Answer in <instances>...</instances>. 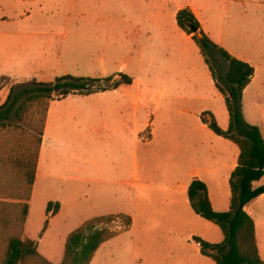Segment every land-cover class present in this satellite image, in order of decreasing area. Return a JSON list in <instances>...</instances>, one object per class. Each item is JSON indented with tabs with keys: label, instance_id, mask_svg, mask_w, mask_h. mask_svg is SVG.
Instances as JSON below:
<instances>
[{
	"label": "crops",
	"instance_id": "1",
	"mask_svg": "<svg viewBox=\"0 0 264 264\" xmlns=\"http://www.w3.org/2000/svg\"><path fill=\"white\" fill-rule=\"evenodd\" d=\"M135 3L137 5L129 6L120 0H96L90 14L96 23L91 27H77L72 41L66 39V34L63 40L58 39L57 25L6 23L8 15L5 10L13 7L4 8L5 5L0 4V49L7 47L18 51L14 67H3L14 84L32 79L50 82L45 79L67 74L101 79L112 77V82L125 74L132 80L105 91L72 94L50 102L24 232L25 236L37 241L38 251L54 264L62 263L71 231L93 217L124 213L132 216L131 227L105 241L90 262L123 264L108 259L106 263L102 259L113 254L117 249L114 242L123 234L136 230L148 234L154 229L156 214L152 209L143 208L140 224L138 216L130 212L131 191L141 189L143 194H148L149 188L160 191L158 205L164 208L159 213L168 218L164 227L167 233L162 237L182 252H188L190 244L191 253L197 257V261L192 258V264H216L212 258L202 254L200 243L194 237L211 243L222 242L224 234L217 224L208 226L218 236L222 234L219 240L211 241L199 232L186 230L180 233L179 230L185 228L189 221L204 218L195 211L188 195L194 179L206 183L215 210L230 209V176L238 165L240 149L235 142L217 135L202 120V113L210 111L219 125L227 129L230 122L227 105L225 122H220L211 108L196 110L189 105L195 98H203L192 95L202 93L208 85L213 86L220 100L225 101V97L192 34L178 24L177 13L181 8L190 7L203 30L216 43L254 66V76L244 90L243 100L250 91L251 104L259 105L260 109L254 125L260 127L264 136L262 64L252 55L237 53L226 47L223 40L212 36L192 2L174 8H167L163 0H136ZM136 14L140 22L136 21ZM121 15L122 19L126 15L128 21L121 28H116V16ZM116 46L128 47L129 53L116 55ZM97 51L99 54L96 55ZM9 91L10 88L6 87L7 95ZM179 100L186 103L180 104ZM163 106V118L156 119L155 115ZM82 130L88 137L95 135L100 141L109 142L116 151L99 153L94 146L78 150L75 136ZM205 136L216 140L217 145H208ZM131 139L143 144V157L140 158L134 150L132 167L129 160H124L125 150L131 148ZM196 143L201 145L197 152ZM222 144L228 149L220 147ZM123 166L127 169H121ZM104 169L106 171L102 172ZM221 170H224L225 183H229L224 193L220 192V186L212 176ZM160 174L168 177L163 180L158 176ZM263 183L264 176L254 184L259 186ZM41 193H50V196L42 199L35 209L37 196ZM83 195L90 197V201H80L78 198ZM51 201L59 202V209L48 217L47 207ZM100 203L111 207L116 205L117 208L100 212L97 211ZM263 203L264 193L249 202L245 210L255 220L259 252L264 259L258 229V226L263 227L258 211ZM117 247L125 249L122 245ZM168 250L161 249L157 259L162 263L178 264L174 249ZM146 258H134V264H142Z\"/></svg>",
	"mask_w": 264,
	"mask_h": 264
},
{
	"label": "trees",
	"instance_id": "2",
	"mask_svg": "<svg viewBox=\"0 0 264 264\" xmlns=\"http://www.w3.org/2000/svg\"><path fill=\"white\" fill-rule=\"evenodd\" d=\"M177 21L184 31L192 34L200 47L215 83L225 97L230 114L227 129L219 125L210 111L202 113V120L217 135L235 142L240 149L238 165L230 176L229 210L217 211L213 208L204 181L194 179L191 182L188 195L193 208L202 217L217 224L224 234V240L220 243H211L198 236L194 238L200 243L202 254L212 258L216 264H264L259 252L255 220L245 210L249 202L264 193V183L259 186L254 184L264 176V136L259 126L246 119L242 105L244 90L250 84L255 68L216 43L203 30L200 20L190 7L178 11ZM112 80V77L101 79L67 74L50 82L32 79L11 87L6 101L0 106V125L19 126L26 123L33 127L34 115L38 112L41 114V127L35 137V147L28 148L11 162L20 172L19 182L24 194L19 198V214L13 217L19 230L9 237L3 264H54L38 251L37 241L25 236L24 232L49 105L52 100L72 94L105 91L132 81L125 74H121L120 80ZM105 81L110 82V85H104ZM58 209L59 202H49L48 217ZM5 219L9 221L8 217ZM117 219L123 222L120 229L104 225ZM132 221V216L124 213L88 219L68 235L61 264H90L99 247L120 232L128 230ZM47 224L48 220L45 226Z\"/></svg>",
	"mask_w": 264,
	"mask_h": 264
},
{
	"label": "rangeland",
	"instance_id": "3",
	"mask_svg": "<svg viewBox=\"0 0 264 264\" xmlns=\"http://www.w3.org/2000/svg\"><path fill=\"white\" fill-rule=\"evenodd\" d=\"M120 1L125 2L129 6L137 5L135 3L136 0ZM163 2L167 8H174L185 2H192V4L199 9L205 27L212 36L223 40L226 47L237 53L252 55L264 67V0H163ZM0 4L5 5L4 8L13 7L12 10H5V14L8 15L7 20H5L6 23L11 24L19 21L20 23L31 25H57V32L60 33L58 39L60 40H63L66 34V39L72 41L75 37L77 27H91L96 23L94 17L90 15L93 12V7L96 6V0H0ZM134 16L136 17V21L140 22L141 19L139 15L136 14ZM125 17L127 18L126 15ZM125 17L122 19V15L121 17L116 16V28H121L123 23L128 21ZM115 51L118 56H124L129 53V49L126 46H116ZM17 52L18 51L15 49L11 51V49L7 47H2L0 49V106L6 101L8 96L6 94V87L11 89L15 83L12 78L10 79L7 77L8 73L3 71V67H14L16 64H14V59L18 57ZM95 54H99V51L95 52ZM45 80L54 81L55 78L48 77ZM103 84L110 85V82L105 81ZM192 96H203V98H195L189 105H193L196 110L202 107L211 108L215 110L218 120L220 122H225L226 104L225 101L220 100L216 95L213 86L208 85L202 93H195ZM251 98L252 94L248 91L243 100V111L246 119L254 124L259 118L260 109L259 105L251 104ZM179 101L180 104H182V102L186 103L185 100ZM164 113L165 107L163 106L158 111L157 115H155V118L161 120ZM93 115H95V113H93ZM40 117L41 114L38 112L34 115L35 121L33 122V127H29L26 123L19 126L0 125V264L4 263L9 237L19 230L14 224L15 219L13 217L19 214V198L21 194H24V190L19 182L21 177L20 172L17 168L13 167L11 162L16 156L24 153L28 148L35 147V137L39 127H41V123H39ZM215 137L219 139V136ZM204 139L208 145H217L216 140H211L206 136ZM75 143L77 149L82 151L85 150L87 146H94L99 153L112 150L116 151L109 142L105 140L100 141L95 135L88 137L85 130L77 132ZM226 146L223 145L220 147L226 150L228 149ZM141 147H143L141 142H134L131 139L130 150H125L124 160H129L131 167L133 165L134 150H136L140 158L143 157ZM200 149L201 145L196 143L195 151L197 152ZM121 169L126 170L127 167L123 166ZM105 171L106 169L102 170V172ZM158 176L163 180L168 177V175L165 174H160ZM212 176L219 184L220 192L224 193L227 187L229 188V183H225L224 180V170ZM151 182L154 183L155 181L151 180ZM147 190L148 194H143L141 189L138 191H131L132 207L130 208V212L138 216V223L140 224L144 212L143 208L147 206L150 210L152 209L156 214L154 229L150 230L148 234L139 230H136L134 233L123 234L114 242V246L117 249H114L113 254L111 253L110 256L106 255V257L102 259V262L106 260V263L111 261L123 264H134V258L148 257L149 259L146 258L142 264H170L162 263L157 259L158 254L163 248H169L168 251L174 249L178 264H192V258L197 261V257L190 251V244H188L189 251L182 252L179 247L173 246V243L169 240L168 243V241L162 237L167 233L164 227L168 224L166 221L168 218L166 219L159 213V210L164 208L162 205H158V199L161 197L159 194L160 191L153 188ZM119 191L122 192L121 190ZM49 196L50 193L39 194L36 199L35 209H37L38 203L42 199ZM78 199L84 202L90 201V197H85L84 195ZM115 208H117L116 205L111 207L107 203H100V207L97 211L101 212ZM258 211L263 220V227L261 228L258 226V229L259 240L264 256V203L261 204ZM5 217H8L9 221L6 220ZM11 218L13 220H10ZM122 223V219H117L111 224L106 223L104 225H108L112 229H120ZM208 225L214 224L205 218L194 219V221H189L187 226L183 229L181 228L179 231L182 233L186 230H191L201 233L211 241L219 240L222 234L218 236L217 233L211 229V226ZM119 245H122L125 249L117 247ZM147 260L149 262H147ZM210 263L213 264L214 262Z\"/></svg>",
	"mask_w": 264,
	"mask_h": 264
},
{
	"label": "water",
	"instance_id": "4",
	"mask_svg": "<svg viewBox=\"0 0 264 264\" xmlns=\"http://www.w3.org/2000/svg\"><path fill=\"white\" fill-rule=\"evenodd\" d=\"M193 30L196 31V28L194 27Z\"/></svg>",
	"mask_w": 264,
	"mask_h": 264
}]
</instances>
